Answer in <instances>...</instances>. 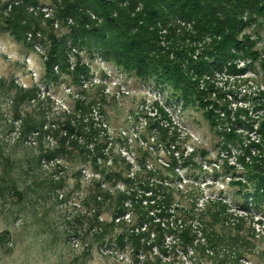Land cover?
<instances>
[{
	"label": "rangeland",
	"instance_id": "obj_1",
	"mask_svg": "<svg viewBox=\"0 0 264 264\" xmlns=\"http://www.w3.org/2000/svg\"><path fill=\"white\" fill-rule=\"evenodd\" d=\"M36 1L24 8L26 18L19 15L14 34L2 21L19 0H0V264H210L179 250L160 253L152 241L134 243L136 226L158 212H147L152 194L142 185L161 176L169 209L193 207L187 225L195 242L203 241L204 225L224 240L219 254L252 248L238 264H264V205L247 197L252 184L244 166L264 145V20L242 31L258 57L241 55L202 76L200 84L209 85L203 107L185 106L167 85L69 45V68L82 62L88 74L76 83L67 74L48 79L49 34L66 40L67 25L52 0ZM28 18L44 32L23 30ZM82 103V129L56 132L68 120L78 125ZM89 124L95 137L84 136ZM173 158L174 174H165ZM222 210L226 218L210 220ZM163 243H172L169 235Z\"/></svg>",
	"mask_w": 264,
	"mask_h": 264
},
{
	"label": "trees",
	"instance_id": "obj_2",
	"mask_svg": "<svg viewBox=\"0 0 264 264\" xmlns=\"http://www.w3.org/2000/svg\"><path fill=\"white\" fill-rule=\"evenodd\" d=\"M36 3V0H19L18 4L10 6L9 17L4 16L2 22L11 32L18 34L15 30L19 25V15L26 18L24 8ZM51 3L55 5L60 24L67 25L68 38L66 41L49 34L51 46L43 62L48 79L67 74L76 83L80 75L88 74V67L79 60L80 64L69 68L66 52L69 46H74L91 56L96 54L99 58L111 61L140 79L153 78L158 84L167 85L178 103L185 106L196 103L203 107L202 99L209 85L200 84L202 76H209L211 70L240 60L241 55L252 56L253 59L258 57L257 51L252 49L250 36L242 31L246 26H256L257 19L264 20V0H52ZM30 26L44 32L37 22L31 25L28 18L23 30ZM32 36L38 38L34 33ZM54 69L58 71L55 73ZM78 109V119L73 118L78 125L72 127L68 120L59 125L56 132L63 127L68 134H72L75 129H82L85 119L83 112L88 110V105L82 103ZM224 112L229 114L228 111ZM205 114L209 120L210 113L205 111ZM89 126L91 130L84 136L95 137L96 129L94 131L92 125ZM260 132L264 142V127ZM226 138L233 141L235 135L228 134ZM58 145H64V138L59 139ZM257 148L259 154L251 158V163H244L246 176L252 184V190L246 194L255 205H264V145ZM201 155L204 156V153ZM173 160L174 163L166 167L165 174H174L173 165L177 159ZM187 163L182 159V164ZM154 172L159 173L158 170ZM165 178L161 176L159 183L146 181L142 185L144 192L152 194L145 199L147 212H153L155 208H158V212L152 213L149 224L136 226V234H131L134 239L137 238L134 243L138 248L148 247V240L152 241L151 246L157 245L160 253L179 250L184 255L192 253L193 259L198 262L203 259L210 264H238V259L246 251L252 252V248L244 247L232 252L233 256L222 252L219 254L217 247L224 240L206 231L204 225L203 241L195 242L196 236L187 225L193 217V207L181 210L182 213H174L169 209L171 194L166 192L167 187L163 185ZM157 192H161V200L153 196ZM122 208L119 210L122 211ZM211 215L210 220H223L228 216L225 211ZM142 220L146 221L144 216L139 218L140 222ZM141 228L144 230L141 231ZM127 229L121 235H125ZM131 233H134L133 228ZM164 235H169L172 243L165 245ZM141 239L142 243L139 242Z\"/></svg>",
	"mask_w": 264,
	"mask_h": 264
}]
</instances>
